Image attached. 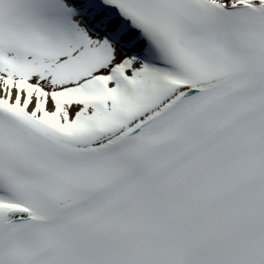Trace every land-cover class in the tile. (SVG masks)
Wrapping results in <instances>:
<instances>
[{
    "label": "snow or ice",
    "instance_id": "snow-or-ice-1",
    "mask_svg": "<svg viewBox=\"0 0 264 264\" xmlns=\"http://www.w3.org/2000/svg\"><path fill=\"white\" fill-rule=\"evenodd\" d=\"M0 264H264V0H0Z\"/></svg>",
    "mask_w": 264,
    "mask_h": 264
}]
</instances>
